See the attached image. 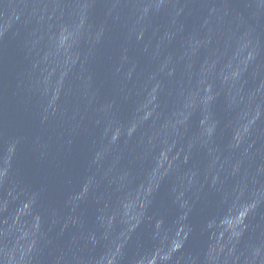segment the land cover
<instances>
[{"label": "water", "instance_id": "1", "mask_svg": "<svg viewBox=\"0 0 264 264\" xmlns=\"http://www.w3.org/2000/svg\"><path fill=\"white\" fill-rule=\"evenodd\" d=\"M0 152L264 211V0H0Z\"/></svg>", "mask_w": 264, "mask_h": 264}]
</instances>
